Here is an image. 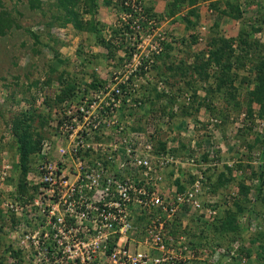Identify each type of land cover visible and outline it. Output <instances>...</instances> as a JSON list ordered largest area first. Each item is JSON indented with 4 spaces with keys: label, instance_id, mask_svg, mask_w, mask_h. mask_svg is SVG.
<instances>
[{
    "label": "built area",
    "instance_id": "2783aa9c",
    "mask_svg": "<svg viewBox=\"0 0 264 264\" xmlns=\"http://www.w3.org/2000/svg\"><path fill=\"white\" fill-rule=\"evenodd\" d=\"M114 2V26L126 30L121 61L95 67L97 83H78L59 106L58 85L48 97L37 90L46 123L38 126L41 146L24 190H17L13 161L7 155L0 161L8 263L223 264L232 256L229 248L204 239L192 246L188 234L196 227L192 233L202 235L204 222L218 216L202 160L174 152L170 136L159 138L156 124L146 127L141 114L144 88L169 93L154 70L170 42L167 18L148 14L144 0ZM159 142L166 145L162 152Z\"/></svg>",
    "mask_w": 264,
    "mask_h": 264
},
{
    "label": "rangeland",
    "instance_id": "374dc122",
    "mask_svg": "<svg viewBox=\"0 0 264 264\" xmlns=\"http://www.w3.org/2000/svg\"><path fill=\"white\" fill-rule=\"evenodd\" d=\"M38 1L41 3L40 7L32 8L29 0H21L20 2L0 0V10L11 12L21 26L20 29H13L9 35L0 37V161L4 159L3 155H7L11 160L16 158V150L13 146L14 139L11 137L9 128L15 113H18V110L24 107L27 109L34 107L39 110L36 103L38 100L37 90L48 77L51 78V83L45 85L46 96H52L54 93L58 84L56 78L64 66H61L53 58L55 50L58 53L59 60L68 59L70 61L65 68L74 70L76 73L78 71H92L95 67L99 69L104 67L94 65V62L86 63L87 61L84 60V56L91 57L93 60V54H91L94 53L93 51L105 53L103 46L92 50L85 45L86 33L84 29L83 31H77L69 24L62 27L59 26L61 20H54L57 15L63 17V14L56 7L59 0ZM223 1L220 0V6L223 5ZM232 1L237 2L240 6L243 18L241 21L226 18L222 20L220 33L226 38L236 37L243 19L245 29L249 30L252 25L251 20L258 18V11L260 12V9H257L255 5L247 7V0ZM256 1L261 3L264 0ZM199 9L203 11L205 26H210L214 21L212 17L215 16V12L210 9L208 2L201 3ZM83 19H89V15H84ZM201 27L198 26L195 30L188 31L186 35L185 33L183 35L180 33L178 36L173 35L177 43L171 56L169 55V58L166 59V65H170V63L177 65L180 61L186 60L192 63L193 58L190 53L207 51L209 37L207 33L202 32ZM25 29H30L33 33L39 35L42 46H36L29 34L25 32ZM102 30L99 32L100 39L109 40L111 31L103 28ZM191 35H195L199 39L197 45L189 44ZM252 39H257L264 45V27L263 31L254 34ZM248 69L246 67L245 72L240 71V73L247 75L249 73L247 72ZM154 70L157 72L156 68ZM34 81H38V85H33L32 82ZM150 87H153V85H150ZM235 87L242 94L239 100L243 101L246 90L244 87H240L239 82L235 83ZM187 93L190 94V92ZM197 94L203 97L204 91L199 89ZM186 98V95H180L181 100L186 101ZM208 103L213 111L202 109L196 115H180L171 120H168L166 115L160 119L161 113L157 110L154 111V117L151 112L145 115L147 106L142 108L141 114L146 121V127L152 123L157 124L156 131L159 138L160 136H170L168 141H171L172 150L178 151V155L182 152L181 156L184 157L188 153H192V155L197 156V160H202L201 167L204 168L203 175L206 179L205 188L211 187L207 183L209 182L207 178L211 177V182L215 183L219 173L224 171V165H241V168L235 169V181L233 183L221 188L217 194L213 195V191H209V199L214 197L212 203L218 210V216H223L225 211H231L233 208V200L238 195L237 184L241 180H245V176H249L251 167L255 169L260 164H264L259 157L257 146L249 150V145L252 144L256 133L261 134L264 132L262 126L264 119L257 117L258 106L256 104L253 105L254 115L249 118L245 106L242 107L241 112H236L232 107V103L228 104L222 96L212 95ZM204 157H208V159L205 161ZM196 164H198V161ZM205 171H207L206 175ZM218 203L219 205H216ZM234 216L239 225V229L235 234L229 233L226 236L219 234L220 238L216 236L217 238L213 240V238L208 237L207 240L214 241L212 242L213 245L220 243L219 245L232 251V256H228L223 264H264V218L261 217L260 212L250 214L246 211L241 214L235 213ZM210 223H206L205 229H207V232H209V226L213 222ZM244 228L249 230L245 232ZM3 236H0V244L5 245L0 246V257L4 255L5 251L3 249L7 244ZM232 247H234V250Z\"/></svg>",
    "mask_w": 264,
    "mask_h": 264
},
{
    "label": "trees",
    "instance_id": "16d2710c",
    "mask_svg": "<svg viewBox=\"0 0 264 264\" xmlns=\"http://www.w3.org/2000/svg\"><path fill=\"white\" fill-rule=\"evenodd\" d=\"M20 1L21 0H14V2ZM29 2L32 8H39L41 5L38 0H29ZM206 2L209 3L210 9L215 12L214 23L208 32H206L209 37L207 51L190 53L193 58L192 63L186 60L180 61L177 65L173 63L166 65V59L169 58V55L171 56L175 44L177 43V40L169 34L168 38H170V42L165 45V51L157 58L154 68L157 69L155 74L156 78L162 80L164 85L170 88L171 91L169 93H159L154 86L144 88V90L146 89L144 102L147 105L145 115L151 112L154 117V111L157 110L161 113L159 116L160 119L167 115L168 120H171L180 115H196L202 109L213 111L208 101L212 98V95H219L222 96L228 104L232 103V107L236 112H241L242 107L245 106L249 118L253 117V105L256 104L258 106L257 117L264 119V45L261 44L259 40L252 39L254 38V34L263 31L264 1L259 3L256 0H247V7L255 5L257 9H260V12L258 11L259 17L255 20H251L252 25L249 30L245 29V21L243 19L240 24L241 28L236 37L226 38L220 33V25L224 18L235 21H241L243 18L242 10L235 1L231 2V0H224L222 3L223 5L220 6V0H170L165 6L166 16L168 18H173L177 16L182 9L187 8L186 14L182 17V20L188 31L195 30L200 22L199 6L201 3ZM105 4L108 6L110 3L105 1ZM56 7L63 14V17L57 15V17L54 18V20L62 21L59 23V26L65 27L69 24L77 31H83L84 29L86 33L85 45L87 47L95 50V48H102L101 46H103L105 49V53L95 51L91 53L93 54L94 61L91 57L84 56V60L87 61L86 63L94 62V65L106 67L110 60L114 59L119 62L121 61V59L117 57V51L123 42V38L120 37V34L126 33V30L114 26L111 29L109 40L100 39L99 32L102 30L103 25L96 21L95 18L98 9L97 0H59ZM146 12L159 19L164 17L162 14L155 13L150 4H146ZM84 15H89V19L84 20ZM20 28L21 26L18 24V20L11 12L0 10V37L7 36L13 29ZM25 32L29 34L36 46L42 44L40 43L39 35L33 33L30 29H25ZM117 37H120L119 44H115ZM197 40L199 39L195 35H191L189 44L197 45ZM54 52L55 55L53 58L56 59L61 66L64 65L63 70L60 71L56 78L59 92L56 95L54 103L59 106L73 91H75L78 83L87 78H92L94 82L93 85H95L98 81V77L94 73V68L92 71H78L77 73L74 70L66 69L65 67L69 65L70 61L68 59L59 60L58 53L56 50ZM79 52L81 53V51ZM246 67L249 68L247 71L249 73L247 75L240 73V71L244 73ZM50 80L51 78L48 77L39 88L44 89L46 84L49 85L51 83ZM236 82H239L240 87H244L246 90L243 101L239 100L242 94H240L239 89L235 87ZM32 83L33 85H38V81ZM178 84L180 86H177ZM204 84L206 87H203ZM173 87L174 89H172ZM199 89L204 91L203 97L197 95ZM187 92H190V94ZM180 95H190L186 98V102H188L186 105L181 104L184 102L180 99ZM45 103L49 106L51 105L50 100H46ZM177 103L179 104V112H171L170 109ZM21 110L15 113L9 124L11 137L14 139L13 146L16 150V158L12 161L14 163V171L16 170V174L18 173L16 179L18 191L24 190L23 181L29 170L32 156L37 153L41 146V136L38 129H40L39 127L42 128L46 123V118L38 109L29 107L25 111ZM254 146H257L260 154L259 157L264 162V132L261 134L256 133L252 144L249 145V150H252ZM165 148V143L159 142L158 149L162 152ZM206 159H208V157H204L205 161ZM234 165H224V171L219 173L215 183L211 182V177L207 178L209 181L207 183L210 184L213 195L217 194L221 188L235 181V169L238 170L241 168V165ZM206 172L207 171L204 172L205 175ZM249 172V176H245V180H241L237 184L238 195L233 200L232 210L225 211L223 216H218L215 222L209 226V232L205 229L207 222H204L200 230L202 234L200 236L193 234L192 230L198 231V229L196 227H191L192 230L190 229L188 234L191 238L192 246L201 242L203 239L207 243L214 242L207 240L208 237L214 240L217 237L220 238L219 234L224 236L229 233L235 234L239 229L238 222L235 220V213L241 214L246 211L252 214L253 212H260L262 215L261 217L264 218V164H260L255 169L251 167ZM247 181H249V183H247ZM8 182L11 183L12 180H8ZM175 185L179 190L184 189V186L181 185L178 180L175 181ZM216 205H219V203ZM3 227L4 223L0 214V236L4 235L3 237H5ZM248 230V228H244L245 232ZM219 244L220 243H217L216 246L222 247ZM4 245L5 244H0L2 247ZM3 250L5 253L9 251L7 247ZM5 253L0 257V264H10L8 263Z\"/></svg>",
    "mask_w": 264,
    "mask_h": 264
},
{
    "label": "crops",
    "instance_id": "0c3cea01",
    "mask_svg": "<svg viewBox=\"0 0 264 264\" xmlns=\"http://www.w3.org/2000/svg\"><path fill=\"white\" fill-rule=\"evenodd\" d=\"M105 1H108L110 4L107 6L105 4ZM114 1L115 0H101V1L97 0L98 9L95 18L96 21H98L103 25L104 30L111 31V29L115 25L116 15L114 10V3H115ZM168 1L170 0H146L145 3L150 4L153 7L155 13L162 14L164 17L167 18V22L165 23V28H168L167 29L168 33H170L172 36L173 35L178 36L180 33H182V35L185 33L186 35L188 30L185 27L182 17L186 14L187 8L182 9L181 12L177 14V16L173 18H168L166 16V10H165V6ZM199 14H200V22L198 26H202L200 29L202 30V32L206 33L211 28L214 21L210 26L208 25L205 26L206 23L204 21L203 11L201 10ZM212 19L215 20V16L212 17Z\"/></svg>",
    "mask_w": 264,
    "mask_h": 264
},
{
    "label": "clouds",
    "instance_id": "9594fccd",
    "mask_svg": "<svg viewBox=\"0 0 264 264\" xmlns=\"http://www.w3.org/2000/svg\"><path fill=\"white\" fill-rule=\"evenodd\" d=\"M163 18H165V17H163ZM163 18H162V19H163ZM167 34H168V36H169L170 33L167 32ZM169 39H170V38H169ZM157 80H158V79H157ZM159 81H162V80H159ZM166 88L169 90V92L171 91V89L168 88L167 86H166ZM197 93H198V92H197ZM197 95H198V94H197ZM186 96L189 97L190 95H186ZM198 96H199V95H198ZM178 101H179V99H178ZM183 102H184V103H182V104H187V103H188V102H186V101H184V100H183ZM174 105L177 106V110H176V111H173L172 108H171L170 111L173 112V113H178L179 105H178V103H177V104H174ZM166 116H167V115H166ZM167 118H168V116H167ZM156 125H157V124H156Z\"/></svg>",
    "mask_w": 264,
    "mask_h": 264
}]
</instances>
